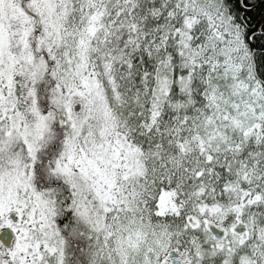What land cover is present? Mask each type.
I'll return each mask as SVG.
<instances>
[{
	"label": "snow or ice",
	"instance_id": "6c2138e0",
	"mask_svg": "<svg viewBox=\"0 0 264 264\" xmlns=\"http://www.w3.org/2000/svg\"><path fill=\"white\" fill-rule=\"evenodd\" d=\"M0 264H264V0H0Z\"/></svg>",
	"mask_w": 264,
	"mask_h": 264
}]
</instances>
